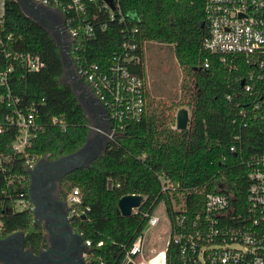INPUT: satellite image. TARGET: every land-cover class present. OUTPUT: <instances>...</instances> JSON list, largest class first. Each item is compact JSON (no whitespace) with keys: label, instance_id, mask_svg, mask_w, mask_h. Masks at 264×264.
Returning <instances> with one entry per match:
<instances>
[{"label":"trees","instance_id":"16d2710c","mask_svg":"<svg viewBox=\"0 0 264 264\" xmlns=\"http://www.w3.org/2000/svg\"><path fill=\"white\" fill-rule=\"evenodd\" d=\"M204 2L122 0L123 13L137 20L143 41L173 45L176 61L194 82L195 94L186 129H172L176 121L172 119L166 125L176 109L173 102L162 110L164 114H158L149 102L142 122L128 124L89 167L63 178L65 196L80 190L81 201L73 207L71 223L85 241H92L86 264H124L129 248L147 226L146 213L154 212L161 202L169 209L170 200L161 193V175L184 194L189 216L190 210L201 209L205 195L216 191L218 184L233 193L239 213L246 212L247 174L252 168L247 160L264 154V126H243L239 110L255 99L244 92V84L252 83L251 74L263 75L262 80L252 81L259 91L257 99L264 98V69L246 64L243 57H229L223 64L220 56L203 49ZM108 24L82 52L84 64L108 67L118 53L123 25ZM138 55L141 63L134 71L147 79L145 55ZM28 56L40 59L38 72L28 67ZM64 76L63 60L51 34L27 18L15 0H0V156L5 168L0 170V238L23 231L27 245L35 250L45 243L44 227L35 223L33 211L14 209L18 199H30L26 162L72 154L86 144L92 131L90 118ZM16 110L35 113L34 135L23 152L13 149L21 128L7 120ZM232 144L235 152L229 150ZM130 194L145 200L133 214L124 216L117 210L118 203ZM99 242L103 245L98 246Z\"/></svg>","mask_w":264,"mask_h":264},{"label":"built area","instance_id":"2783aa9c","mask_svg":"<svg viewBox=\"0 0 264 264\" xmlns=\"http://www.w3.org/2000/svg\"><path fill=\"white\" fill-rule=\"evenodd\" d=\"M33 1L62 15L76 73L87 81L108 114L110 141H114L128 124L142 122L148 112L149 84L134 68L141 63L138 53L145 55L148 42L141 39V31L135 24L137 20L123 13L122 0ZM109 22L123 25L124 40L118 53L108 67L84 64L82 52H86L98 31L107 29ZM202 27L205 31L203 49L220 56L223 64L229 57H243L246 64L264 69V0H205ZM27 63L34 72L42 67L39 58L28 56ZM207 67L206 63L204 68ZM249 78L252 83L244 84V92L255 95V99L240 108L241 123L245 127H255L258 123L264 126V98L257 99L259 91L254 90L255 81H252L262 80L263 75L254 77L251 74ZM7 120L21 128L13 149L23 152L34 135L31 130L35 126V113L16 110ZM54 121L59 120L55 118ZM171 128L177 129L176 121ZM229 150L235 152L236 145L232 144ZM5 159L11 160L10 157ZM36 163L35 159H29L26 162L28 170ZM247 164L252 168L247 174L245 214L236 209L229 188L218 184L216 191L205 195L201 209L194 213L190 210L189 216L184 194L176 192L177 186L169 178L159 176L161 193L170 200L169 209L165 206L168 242L160 250L150 249L151 257H145L148 232L161 221L154 212L146 213L147 226L129 248L124 264H264V154L251 156ZM0 170L5 171L2 156ZM80 201V190L75 188L68 196L71 218L73 207ZM14 209L34 211V205L30 199L20 198ZM85 244L90 248L92 241L86 240ZM102 245L103 242L98 243ZM88 256L85 254L86 258Z\"/></svg>","mask_w":264,"mask_h":264},{"label":"water","instance_id":"95a60500","mask_svg":"<svg viewBox=\"0 0 264 264\" xmlns=\"http://www.w3.org/2000/svg\"><path fill=\"white\" fill-rule=\"evenodd\" d=\"M107 1L112 2V0ZM15 2L19 4L27 18L47 30L57 43L65 69L63 81L71 84L79 103L83 106L92 122L91 134L88 136L86 144L78 151L57 159H50L45 156L33 168L29 169L31 177L29 195L31 202L35 206L33 211L35 223L39 224L45 219V229L50 232V235L64 237L65 241L62 243L69 251H72L74 245L79 243L83 246L82 253L90 254L91 249L85 244L83 236L73 228L70 221L71 218L68 219L66 216L65 222H61L59 219L58 206L66 204L65 201L58 196H53L49 187L45 184L53 175H55L57 182L60 184L67 174L82 167H89L97 157L103 155L110 142L107 133L111 131V122L102 103L76 73L75 63L69 52L68 37L63 27L62 15L58 11L36 4L33 0H15ZM189 119L186 109L178 110L176 114L177 130L186 129ZM55 190H57V186ZM144 200L145 198L139 194L125 195L119 200L117 210L124 216H130L135 209L141 206ZM44 211L45 214H42ZM17 236H21L24 239L25 233L19 231L0 238V250H2L0 261L4 264H8L6 255L10 252V248L13 247ZM51 252L55 253L57 250L51 247L47 250L41 248L38 253L32 252V254L38 259L43 253L50 254Z\"/></svg>","mask_w":264,"mask_h":264},{"label":"rangeland","instance_id":"374dc122","mask_svg":"<svg viewBox=\"0 0 264 264\" xmlns=\"http://www.w3.org/2000/svg\"><path fill=\"white\" fill-rule=\"evenodd\" d=\"M150 47L151 44L148 43L147 53H149ZM164 49L165 54L149 56L145 62V69L149 82L148 105L151 102V108L156 109L158 114H164L162 110L167 108L171 102L176 105V109L172 111V115L166 124L170 126L169 120L172 119L174 122L178 110L182 108L188 111L189 118H191L192 98L195 89L194 82L175 61L173 45H165ZM173 125L175 124L171 123V126ZM154 213L161 217V221L148 232L146 258L151 257L150 249L160 250L164 248L169 239L163 202L155 207Z\"/></svg>","mask_w":264,"mask_h":264},{"label":"flooded vegetation","instance_id":"af4514ba","mask_svg":"<svg viewBox=\"0 0 264 264\" xmlns=\"http://www.w3.org/2000/svg\"><path fill=\"white\" fill-rule=\"evenodd\" d=\"M45 185L49 187V190L53 196H58L61 200L65 201L66 204L58 206L59 219L61 222H65L66 216L69 219L71 218V214L68 197L63 194L62 182L59 184L55 175H53L47 180ZM56 186L57 190H55ZM42 214H45V211ZM44 223L45 219L37 225H42L44 227ZM63 238L64 237L60 235H50V232L45 229V243L41 248L47 250L49 247H51L57 250V252H51L50 254L43 253V255L37 259L32 254V252L38 253L41 248L35 250L33 247L27 245L25 236L24 239L21 236H17L15 237L13 247H11L9 250L11 253L9 252L6 255L8 264H85L87 258L85 257V253H82L83 246L79 243H76L73 250L69 251L62 243L65 241ZM0 257H2V250H0ZM0 264L4 263L0 261Z\"/></svg>","mask_w":264,"mask_h":264},{"label":"crops","instance_id":"0c3cea01","mask_svg":"<svg viewBox=\"0 0 264 264\" xmlns=\"http://www.w3.org/2000/svg\"><path fill=\"white\" fill-rule=\"evenodd\" d=\"M54 11H56V10H54ZM149 44H151L150 51H149V53H147L148 51H146L145 58H144V63L146 62L147 59H149V56H151V55H158V54L162 55V54H165L164 53V51H165L164 46L165 45L154 43V42H149ZM168 53H169V51H168ZM173 55H174V52H173ZM175 61H176V59H175ZM177 64H178V62H177ZM147 77H148V75H147ZM147 80H148V78H147ZM148 84H149V82H148Z\"/></svg>","mask_w":264,"mask_h":264}]
</instances>
